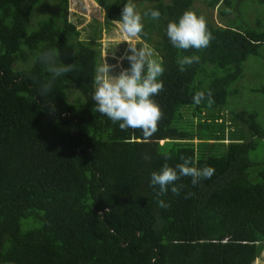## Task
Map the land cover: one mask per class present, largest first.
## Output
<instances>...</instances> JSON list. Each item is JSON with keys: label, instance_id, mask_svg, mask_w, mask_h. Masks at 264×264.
<instances>
[{"label": "trees", "instance_id": "16d2710c", "mask_svg": "<svg viewBox=\"0 0 264 264\" xmlns=\"http://www.w3.org/2000/svg\"><path fill=\"white\" fill-rule=\"evenodd\" d=\"M103 25L121 20L127 0H89ZM133 1V0H132ZM138 0L144 25L137 37L162 61L164 90L152 99L163 118L145 141L95 111L98 59L67 20L68 0H0V264H254L264 249V144L254 111L222 114L241 78L242 63L264 48V25L244 21V4L264 0ZM44 6L56 8L46 13ZM159 10L158 20L144 16ZM185 11L203 16L214 39L182 50L167 38ZM109 23V24H107ZM105 27V26H104ZM97 36V32L92 38ZM99 37V36H98ZM57 49L73 71L52 80L39 57ZM66 49L69 51L67 52ZM199 63L181 72L183 56ZM130 66V65H129ZM52 81L44 97L42 86ZM211 90L214 103L193 102ZM257 91L264 92V88ZM54 105V109L49 107ZM145 157H148L145 159ZM181 157L215 169L196 186L181 177L179 195L159 199L152 172ZM187 194H191L185 198Z\"/></svg>", "mask_w": 264, "mask_h": 264}, {"label": "clouds", "instance_id": "9594fccd", "mask_svg": "<svg viewBox=\"0 0 264 264\" xmlns=\"http://www.w3.org/2000/svg\"><path fill=\"white\" fill-rule=\"evenodd\" d=\"M161 13L159 10H150L144 16H150L153 20H158ZM121 31L128 37H138L144 29L141 15L136 11L132 0L122 9L121 20L118 21ZM170 43L177 49H205L210 46L214 39L212 33L207 28L206 19L197 16L195 12L185 11L177 22H169L166 31ZM131 55L126 59L130 63V68L123 70L118 77L109 75L110 66L104 63L97 70L96 85L93 92V100L96 102L95 111L106 116L113 123L119 122L122 131L128 129H139L143 133L145 141H148L158 131V122L163 118V112L159 105L152 99L164 90L161 77L165 68L162 61L154 57V52L147 45L137 49L130 46ZM59 52L57 49L41 53L39 59L46 65L47 71L52 74V80L73 71V65H64L59 62ZM200 57L197 55L183 56L178 59L179 70L184 72L186 66L199 63ZM52 87V81L44 84L40 96L48 94ZM207 99L209 105L214 103L211 90L198 91L193 97V102L199 105ZM54 109V105H49ZM148 157H145L147 159ZM183 163L176 168L169 167L165 163L160 172H152L151 186H159L156 193L157 203L161 208H166L164 200L159 199L165 195L171 185V192L179 195L183 185L176 186L175 182L181 177H191V183L196 186L201 179H210L215 169L206 166L203 169L192 165L191 158L181 157ZM191 194H187L188 198Z\"/></svg>", "mask_w": 264, "mask_h": 264}, {"label": "rangeland", "instance_id": "374dc122", "mask_svg": "<svg viewBox=\"0 0 264 264\" xmlns=\"http://www.w3.org/2000/svg\"><path fill=\"white\" fill-rule=\"evenodd\" d=\"M204 0H196L194 6L202 15L212 17L214 22H218L215 12L212 14L203 6ZM135 4L136 11L139 13L144 3L138 6V0L132 1ZM243 14L245 24L249 27H255L256 19L261 25H264V6H254L244 4ZM67 20L74 25L79 32L78 39L80 41L92 40V45H97L98 59L96 62V73L94 77V90L96 85L97 70L104 63L110 66L109 75L118 77L120 73L130 68V63L126 59L127 55H131L130 46L137 49L145 45L139 44L137 37H128L120 28L118 22L112 25H103V13L95 7V4L89 0H68L67 3ZM57 9L50 6H44L42 11L46 13H54ZM109 24V23H107ZM105 26V27H104ZM97 32V36L92 38ZM99 36V37H98ZM68 52L69 50L66 49ZM241 78L233 86L237 89L238 94L233 97H227L225 105L222 109L224 119L227 121L230 112L239 111L241 109L254 111L257 114V121L264 129V92L257 91L264 88V48H260L258 56L248 57L242 63ZM264 155V144H259L249 157L251 160L262 158ZM254 264H264V249L260 253L258 260Z\"/></svg>", "mask_w": 264, "mask_h": 264}]
</instances>
